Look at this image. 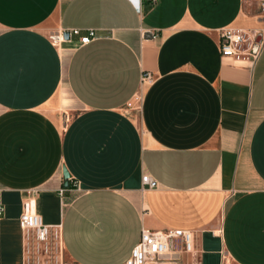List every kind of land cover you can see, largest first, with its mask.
I'll use <instances>...</instances> for the list:
<instances>
[{"label": "crops", "instance_id": "0c3cea01", "mask_svg": "<svg viewBox=\"0 0 264 264\" xmlns=\"http://www.w3.org/2000/svg\"><path fill=\"white\" fill-rule=\"evenodd\" d=\"M260 4L0 0V264L36 252L41 264L52 247L70 264H122L144 228L191 233L160 264H264ZM227 27L262 40L253 63L221 54ZM73 28L97 37L52 40ZM65 90L77 105L66 126L48 106ZM27 199L52 226L46 251L21 227Z\"/></svg>", "mask_w": 264, "mask_h": 264}, {"label": "built area", "instance_id": "2783aa9c", "mask_svg": "<svg viewBox=\"0 0 264 264\" xmlns=\"http://www.w3.org/2000/svg\"><path fill=\"white\" fill-rule=\"evenodd\" d=\"M261 10L264 12V0H261ZM69 31V39L73 36H78L82 44H87L97 37L95 29L90 28L83 30L81 28H73L52 35V40L55 43L64 42V33ZM154 38L157 37L156 32H150ZM262 40L257 34L244 29L227 27L220 33L219 47L221 54L226 57H237L248 59L254 62L259 56L262 49ZM153 80V74L146 71L142 75V82L150 83ZM142 94H137L127 104L130 110L141 111ZM143 183L149 188H156L158 181L150 174L146 173L142 177ZM76 184V180H73ZM65 188H60V193L63 194ZM3 213V206L0 205V215ZM20 224L23 229L28 232H33L34 237L39 244L43 245L44 250H48L47 242L52 233V226L46 224L40 213L37 212L34 204V199H27L24 204V210L20 215ZM181 240L187 250L191 249V233L188 230L166 228L154 230L144 228L141 232V237L136 246L133 248L131 255L122 264H148L155 262L161 254L169 251L177 242ZM39 247V246H38ZM33 264V263H28Z\"/></svg>", "mask_w": 264, "mask_h": 264}, {"label": "rangeland", "instance_id": "374dc122", "mask_svg": "<svg viewBox=\"0 0 264 264\" xmlns=\"http://www.w3.org/2000/svg\"><path fill=\"white\" fill-rule=\"evenodd\" d=\"M51 36L56 34L55 30L52 29L51 31ZM65 95H64V100L59 103L57 100V97L52 100V102H50L48 104L50 110L53 113H57L59 115L60 120L62 121V123L66 126L70 120L74 117V115L76 114V103H74V101L72 100V98L70 97V95L67 93V91L65 90ZM132 112L134 114L139 113L138 110H132ZM42 251H46V250H42ZM170 251H188L185 246L183 245V243L181 242H177V244L175 246H173ZM38 253L36 252L33 256V261L34 264H38V258H37ZM52 261L54 262V264H56L57 262L59 264H70L66 257L64 256V254L61 253L60 250H56L55 247L50 248V251L48 253H44V256L42 257L41 260V264H52ZM163 259L161 257H158L157 260L155 262L152 263H148V264H160L162 263Z\"/></svg>", "mask_w": 264, "mask_h": 264}, {"label": "water", "instance_id": "95a60500", "mask_svg": "<svg viewBox=\"0 0 264 264\" xmlns=\"http://www.w3.org/2000/svg\"><path fill=\"white\" fill-rule=\"evenodd\" d=\"M64 36L66 39H69V31H66L64 33ZM71 176L70 172L67 170V168H64V177H65V186H68L69 185V177Z\"/></svg>", "mask_w": 264, "mask_h": 264}, {"label": "bare ground", "instance_id": "6f19581e", "mask_svg": "<svg viewBox=\"0 0 264 264\" xmlns=\"http://www.w3.org/2000/svg\"><path fill=\"white\" fill-rule=\"evenodd\" d=\"M55 35V34H54ZM139 94H141V91H140V93Z\"/></svg>", "mask_w": 264, "mask_h": 264}]
</instances>
